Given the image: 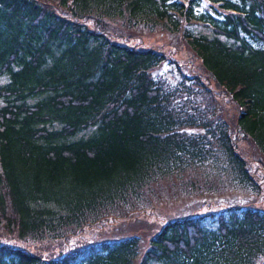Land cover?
<instances>
[{"label": "trees", "instance_id": "obj_1", "mask_svg": "<svg viewBox=\"0 0 264 264\" xmlns=\"http://www.w3.org/2000/svg\"><path fill=\"white\" fill-rule=\"evenodd\" d=\"M134 28L178 37L204 78L174 61L155 76L167 54L129 45ZM262 173L264 0H0V264H264ZM228 192L253 199L168 220L142 248L68 246L160 199Z\"/></svg>", "mask_w": 264, "mask_h": 264}, {"label": "rangeland", "instance_id": "obj_2", "mask_svg": "<svg viewBox=\"0 0 264 264\" xmlns=\"http://www.w3.org/2000/svg\"><path fill=\"white\" fill-rule=\"evenodd\" d=\"M202 6H199L198 9L202 10ZM159 29L148 30L141 28H134L130 31V34H135L134 38L130 41L129 45L136 46L138 48H155L166 52L167 59L165 62L154 72L155 76H165L169 79H174L177 77V71L175 65L173 66L169 61H174L179 63L180 67L185 73L196 72L201 73V76L204 78V70L199 66L198 59L190 51V49L182 43V40H179L178 37L174 35L164 36ZM140 35V36H138ZM141 35L143 37H141ZM139 38V39H138ZM141 39V40H140ZM147 46V47H146ZM214 88H216L213 81H211ZM220 101H223V96H221ZM224 103L228 104V100L224 99ZM230 106L233 107L232 104ZM228 108H230L228 106ZM225 109V108H224ZM228 110V109H227ZM231 118H234V113L230 111ZM237 145L243 149L244 153L248 160L259 159L260 155L252 146L244 142V140L238 139ZM250 156V157H249ZM254 164V163H253ZM264 174V173H262ZM210 175L209 177H211ZM261 182L264 187V175H261ZM206 195V196H205ZM176 198V199H175ZM175 198H165L160 199L154 203L155 209L149 213L138 214L137 216L130 215L129 217L115 218L109 222H105L102 225L91 226L89 229L84 230L81 234L72 237L69 241L68 246L71 244L79 247L83 246L85 243H92L96 241L104 240H115L127 237L129 235H139L140 246L141 248L145 246L146 239L151 232H156L162 227L166 221L182 218L188 214H191L194 211H197L194 214H200L206 211H212L219 209L222 205H226L232 201H238L240 203L251 201L253 199L252 195H240L233 193H225L222 195H207L203 194V198H196L190 196H177ZM208 204L200 207L201 203ZM257 204V203H256ZM259 205V204H258ZM264 205V201L260 203ZM200 208V209H199ZM15 245H20L14 242ZM31 251L41 253L42 250L46 252H54L55 245L50 244L47 246L44 245H35L27 246ZM57 250V249H56Z\"/></svg>", "mask_w": 264, "mask_h": 264}, {"label": "bare ground", "instance_id": "obj_3", "mask_svg": "<svg viewBox=\"0 0 264 264\" xmlns=\"http://www.w3.org/2000/svg\"><path fill=\"white\" fill-rule=\"evenodd\" d=\"M128 28V27H127ZM130 28V27H129ZM128 30V29H127ZM138 36H140V35H138ZM141 37H143L142 35H141ZM141 40V39H140ZM147 47V46H146ZM149 48H150V46H149ZM109 222V221H108ZM161 227V226H160Z\"/></svg>", "mask_w": 264, "mask_h": 264}]
</instances>
